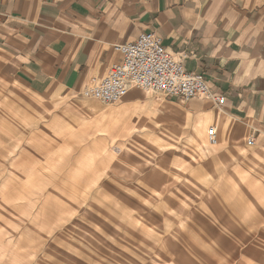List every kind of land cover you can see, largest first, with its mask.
Listing matches in <instances>:
<instances>
[{"label":"rangeland","instance_id":"374dc122","mask_svg":"<svg viewBox=\"0 0 264 264\" xmlns=\"http://www.w3.org/2000/svg\"><path fill=\"white\" fill-rule=\"evenodd\" d=\"M171 100H42L0 81V264H264V227L191 220L178 159L209 153L214 126L191 144L202 119Z\"/></svg>","mask_w":264,"mask_h":264},{"label":"crops","instance_id":"0c3cea01","mask_svg":"<svg viewBox=\"0 0 264 264\" xmlns=\"http://www.w3.org/2000/svg\"><path fill=\"white\" fill-rule=\"evenodd\" d=\"M144 33L188 54L186 69L224 98L169 101L217 132L206 156L178 159L191 220L264 227V0H0V81L42 100L77 97L121 62L116 45Z\"/></svg>","mask_w":264,"mask_h":264},{"label":"built area","instance_id":"2783aa9c","mask_svg":"<svg viewBox=\"0 0 264 264\" xmlns=\"http://www.w3.org/2000/svg\"><path fill=\"white\" fill-rule=\"evenodd\" d=\"M114 49L122 55L121 62L113 65L99 82L84 87L83 98L115 105L132 90H139L163 95L165 99L188 102L202 98L218 106L224 104V98L211 92L203 75L186 69L189 55L182 54L178 59L163 47L155 33H144L136 41L116 45ZM217 142V132L211 129L209 144ZM248 145L253 146L254 140L249 139Z\"/></svg>","mask_w":264,"mask_h":264},{"label":"bare ground","instance_id":"6f19581e","mask_svg":"<svg viewBox=\"0 0 264 264\" xmlns=\"http://www.w3.org/2000/svg\"><path fill=\"white\" fill-rule=\"evenodd\" d=\"M148 93H150V92H145V91H143V96H146V95H148ZM90 109V108H89ZM115 113V112H114ZM108 117H110V119L112 120V122H113V124H115V122H114V119H116V118H118V117H120V115H119V113H115V115H114V117H111V115H109V116H103V120H105L106 121V119H108ZM105 118V119H104ZM119 119V118H118ZM107 122V121H106ZM137 122V121H136ZM107 127L108 128H111V126H110V124H108L107 125ZM130 130L132 131V132H138V130H139V128H130ZM206 132H207V128H205L204 127V125H203V123H201L200 125H198L197 127H196V129H194V134H193V138H195V139H200L201 140V142H203L204 141V138H205V134H206ZM191 138V137H190ZM193 141V140H192ZM208 150V149H207ZM203 151V150H202ZM130 151L129 150H126V149H124V148H122L121 149V153L122 154H128ZM206 156V155H205Z\"/></svg>","mask_w":264,"mask_h":264}]
</instances>
